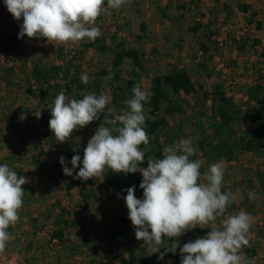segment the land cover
I'll list each match as a JSON object with an SVG mask.
<instances>
[{
  "label": "clouds",
  "instance_id": "clouds-1",
  "mask_svg": "<svg viewBox=\"0 0 264 264\" xmlns=\"http://www.w3.org/2000/svg\"><path fill=\"white\" fill-rule=\"evenodd\" d=\"M126 3L106 0L113 10ZM4 4L15 20H23L18 39L44 38L47 43L67 45L94 42L101 36L96 22L105 9V0H4ZM80 79L85 85L90 81L87 73ZM150 97V91L137 83L132 97L123 102L126 107L117 114L115 107H108L112 98L106 93L87 92L81 99L70 98L64 91L58 93L48 109L49 128L59 143L72 140L74 132L100 120L107 109L83 149L82 161L80 155H73L70 162L64 156L59 158L64 175L88 181L104 177L107 170L124 175L140 172L143 198L136 197L135 185L127 188L122 198L135 238L147 245L150 254L159 253L158 259L169 252L175 255L179 248L181 264H255L243 252L249 246L255 217L243 210L225 216L236 196L230 190L222 191L223 162L212 163L202 172L203 162L191 159L197 148L191 139L182 138L164 147L163 158L147 157V167H140L146 157L141 145L150 143L144 114ZM36 116L39 118L41 112ZM80 139L76 137L74 142L78 145ZM28 182L7 163L0 164V255L13 239L8 229L20 220L25 195L22 186ZM248 197L260 198L253 192ZM197 227L210 231L181 247L178 238Z\"/></svg>",
  "mask_w": 264,
  "mask_h": 264
},
{
  "label": "crops",
  "instance_id": "crops-1",
  "mask_svg": "<svg viewBox=\"0 0 264 264\" xmlns=\"http://www.w3.org/2000/svg\"><path fill=\"white\" fill-rule=\"evenodd\" d=\"M187 1L188 2L184 3L188 5L190 11L193 12L194 15L197 13V17H195L196 24L194 25H200V29L197 33V39H199V32L202 33V28L205 26L204 22H206L205 20L207 19L208 21L206 23L208 24H211L214 20H216L217 22L226 21L225 24H220L222 25V27L219 31L227 30L229 32H236L237 34H244L247 31L250 34L252 33L255 39L254 46H250L245 42L239 47L231 45L230 47H227L225 49L224 58L230 61V63L232 64L242 65L241 63H243V68L238 67L228 69L226 67L225 69L227 74L225 81L220 84L224 85L226 95L231 99L232 102H234L238 106L241 114V119L240 121H238L239 124L244 125L245 121L248 120L249 117L253 122L250 123L251 128L249 129V131L252 129H256L258 125L255 122V118L258 115L264 114V110L261 105L262 103H264V0H200V8L198 7L196 10L195 5L190 4H192L193 1L197 2V0ZM105 7H107V4L105 5ZM241 7H244L245 9H241ZM161 13L163 14L162 16L166 15V19L168 20L170 25L166 23L165 25H161L160 23H157L158 20L156 19V17L153 20L150 19L148 15V18L146 17L145 19L150 20L152 24H150L149 21L145 20L144 24L147 23L148 26L146 25L147 28L145 32L138 33V39L141 40L140 43H136L137 45L133 47H126L136 49L140 52L143 58V64L146 68H152L157 64L165 65L164 67H168V73L187 72L193 80L190 60H188L187 58L193 56L192 54L194 53L193 50L195 46H199L196 49L197 52L200 50L199 48L203 40H200L201 42L195 40V37L193 36V34L195 35V33L190 31V28L194 26L188 27L189 32H191L190 36L187 32H183L182 30L181 32L179 31L181 28L178 26L179 19L177 17L175 18L173 16H169V14H166L167 10L165 9H163V12ZM176 14L185 16V13L180 6L178 13L176 12ZM106 17L108 18V15L102 12L101 18L98 20H103V18ZM22 23V19L20 21H17L13 18V16L8 12L5 4L3 3V0H0V58L1 56H4L6 58L5 63H2L0 59V164L7 163L13 170L17 171L18 176L22 175L26 177V170H22L21 168L15 166H18V159L22 157L21 153L24 154V156H26L27 158H35V160L38 161L39 156L43 153V151H47L49 147L51 148V145L49 144V137H54V134L51 132L49 126L47 127L44 125V116L47 114L45 111H47L48 115L51 116L48 106L53 103L56 95L59 93L54 92V99H49L47 97L41 104L39 99L27 93V86H25L27 82L26 80H29L31 78L32 72L35 68H39L41 66L49 67L52 65H60L64 63V59L58 56V54H60V48H62L63 45H54L51 43H47L44 38L29 39L27 36H24L22 39H18L20 24ZM220 25L218 24V26ZM6 36H12L16 39H12V41H9L8 39H6ZM207 45L209 46V43ZM92 50L95 51V49H89L84 53L85 58L86 55ZM99 54L101 53L99 52ZM153 54H156V59H154ZM204 54L205 56H209V54L216 55V51L213 50V47L211 46V50L208 53L204 52ZM248 55L257 60L250 63V58H247ZM94 58V60L99 61L100 56ZM112 59L110 61V67L107 68V70H103L107 74L112 73ZM222 61L225 62L224 59ZM195 62L197 61L195 60ZM128 63H131L134 66L132 60L125 59L124 64L121 67L120 78L122 76L123 67ZM132 70L136 72V76H139L138 73L141 71L138 68L134 66L131 68V71ZM232 71H237L235 72L236 76L230 78L231 74L233 73ZM91 73H93V71ZM168 73H165L164 75ZM33 80L34 79H32V83ZM236 86H238V88H236ZM248 88L251 89V93L248 92ZM204 89L206 90V88ZM211 89L212 88L208 90L210 91ZM183 95L184 94H182V96ZM253 95L256 96V99L252 97ZM248 111H251V113H249ZM39 112H41V116L38 118L36 115ZM245 113H247L246 119L244 118V115H242ZM238 122L236 124H238ZM47 131L49 132V134L46 133ZM47 141L49 142L48 144ZM262 152L264 154V150ZM197 154L198 159L204 161L205 167H208L210 164L215 163L204 159L199 151H197ZM41 158L43 157H40V159ZM67 161H69V159ZM41 162L44 163V160L41 159ZM222 162L225 166V171H227V169L233 167L235 162L237 163L238 161ZM260 163L263 162L261 161ZM53 165L55 166L60 164L54 162ZM36 166L37 170L35 169L34 171L38 172V177H45L46 174L44 171L46 169L43 168L44 165ZM58 167L61 171L63 170V168L61 169L62 166ZM257 171L258 172H256L255 174L256 177L253 178V180L250 182V188H252L253 190H249L248 187H244L246 191L244 198L242 197L239 200L236 199L228 207L225 216L233 215L243 210L255 217V211H252L251 213L249 207L247 206V203H249V205L253 203L254 208L255 206L257 207V209L260 208V211L257 213L256 218L260 219V221L258 222L259 227H257L256 232L254 231V233H250L249 248L252 250L253 255L250 256L248 254V246L243 248V252L247 255L248 258L254 259L255 264H264V166H259V170ZM46 177H49V179L46 181L40 180L39 183H36V197L42 195L43 193V196L45 198L44 200H42L43 196H41L42 199L39 198V201L44 204L43 206H41L42 204L38 205L36 209L39 208V210H43L48 206L51 208H56L55 206L59 205L60 209L65 208L68 211L67 219L74 220L76 223L83 221L82 218L86 217L89 219H94L97 217L100 211L104 210V208H101V206H98L96 209L95 206H92V202L90 201H88V204L90 206L89 210H85V203L81 202L83 197L80 193V189L76 187L72 191L68 192L65 185L66 183L64 182H68V180H66L64 176H61V180L63 179V185L59 184L60 181H57L58 177H55L54 175H49ZM50 178H53L51 179L52 181L50 180ZM54 182H57L58 185L53 186ZM48 183L52 184V186H48ZM54 189L55 191H53ZM249 192H255L260 196V198L255 201L250 200L248 197ZM76 203L77 209L75 207ZM75 209L76 213L70 212V210L74 211ZM93 211H96V213H94ZM59 212H61V210L58 212H54L56 213V217L54 224L52 225L53 227L51 228L50 238L52 239L53 243H57V239L53 238V233L56 230L60 229L64 232L65 239L68 240V242L66 243L67 248H64L65 250H68L67 254H69V258L72 257L76 261L75 264H100L102 261L103 264H122L121 261L117 260V256H119L118 247L121 248L123 246V241L129 242L131 240H137L133 235L128 240H122V244L120 246H116L114 244L108 243L107 240L104 239L101 235L99 238H102V240H104L108 245L107 248L104 249V256L103 254H101V251L103 249H101V247L96 244L98 240L93 237L90 238L89 241H91L94 246H97L96 250L99 251L98 254H96L99 256L97 262L92 263L89 260L90 252H88L87 250V248H89L90 246L83 248V250L79 249L80 251H82L81 253H76V250H74L75 248L71 246L73 244L69 246L70 241L73 240V237L68 235V231L70 229L69 227H66L64 225H57ZM108 215L110 214L108 213ZM118 221H120L119 218L115 217L114 215L112 218V222L117 223ZM112 225L113 224L111 223L110 226ZM50 227L51 226H46L45 229H49ZM208 231H210V229H201L197 227L193 230L187 231L184 235L179 237L178 243L182 247L183 244L196 240L197 238L205 235ZM135 246V248L134 245L129 246V254L131 252L138 253L139 250L144 246V242L141 240L137 242ZM57 248L61 249V247ZM177 251H179V248H177ZM177 251L175 255H173L171 252L167 253V255L164 256V259H158L159 253L150 254L147 251V254L150 256L156 255L159 264H164L165 259L167 262L172 259L174 263L171 264H178L181 261V254L180 252L177 253ZM112 257H114L113 260H111ZM125 257L126 259H128L127 256ZM107 261H109V263H107Z\"/></svg>",
  "mask_w": 264,
  "mask_h": 264
},
{
  "label": "rangeland",
  "instance_id": "rangeland-1",
  "mask_svg": "<svg viewBox=\"0 0 264 264\" xmlns=\"http://www.w3.org/2000/svg\"><path fill=\"white\" fill-rule=\"evenodd\" d=\"M184 2H188V1L187 0H127V3L123 5L119 10H113L108 7H105V11L103 12L106 15H108V18L106 17L103 18V20H97L96 22V25L101 29L102 37L100 36V38H103L104 41L109 45H116L119 42H123L127 47L136 46L137 45L136 43H140L141 41L138 39V33L139 32L143 33L141 31V24L145 23V20L149 21V23L152 24L150 20L145 19L146 17L148 18V15L149 18L153 20L156 17V19L158 20L157 23H160L161 25H165V23L170 25L168 20L166 19V15L162 16L163 14L161 12H163V9L167 10L166 14H169V16H173L175 18L177 17L179 19L178 26L181 28L179 30L180 32L182 30L183 32H187L191 36L190 34L191 32H189L188 27L194 26L196 24L195 17H197V13L194 15L193 12L190 11L188 5H186V3ZM199 2L200 0H197V2L193 1V3L190 5H195V10H196L200 5ZM179 6L184 11L185 16L176 14V12L178 13ZM205 21L207 22L208 19ZM206 22H204L205 26L202 28V33L199 32L200 34L199 39H197L198 32L195 35L193 34V36L197 41L203 40L202 43L206 41L207 44L208 43L212 44L213 50L216 51V55L209 54V56L206 55L203 58L202 62H195L196 60L195 55L197 53L196 49L199 47V46H195L193 50L194 53L192 54L193 56H190L187 59L190 60V65L192 68L191 74L195 83L197 85L204 86V88L208 90L213 87V84L223 83L225 81L227 74L225 69L226 67L228 69L238 68V67L243 68L242 67L243 63H241L242 65L232 64L230 63V61L224 58L225 49L227 47H230L231 45L239 47L243 45L245 42L251 46V44H253L255 39L252 33L250 34L248 31L244 34L242 33L237 34L236 32H229L227 30L219 31L220 28L222 27V25L220 24H225L226 21L217 22L216 20H214L211 24H208ZM218 24L220 26H218ZM210 34H213L214 38L209 40L207 38L208 36H210ZM223 40H224V46L220 47L217 41H223ZM88 42H89L88 40H83L78 43H74V44L70 43L67 45H63L62 47L63 52L61 54H58V56L61 57L62 59H67L65 57H67L70 54L76 53L77 60L75 61V63L79 67L80 74L82 75L83 73H87L89 74V77H92L94 73H91L93 71L91 66L95 59L94 57L100 56L99 61H97V65L95 67V71L96 73H98L101 72L102 70H107V68L110 67V63H111L110 61L112 59V56L110 54L107 55L99 54V52H97L96 50L90 51L91 53L89 52L86 55V58L84 56V53L78 54L77 52L83 51L84 45L87 44ZM155 55L153 54L154 59H156L157 57ZM222 58L225 60V62L222 61L223 60ZM247 58H250L249 61L250 63L257 60L249 55ZM164 66L165 65L157 64L154 65L152 68L148 67L147 72H139L138 73L139 76H136L135 75L136 72L134 70L131 71V68L134 66L131 63H128L123 67L122 76L119 81L112 82L110 76H106L104 78L105 79L104 83L102 84L101 93L103 92L111 96L112 99L108 107H115L117 109V114H119L121 109L117 107L114 101L116 99V94H117V91L114 86L118 85L120 82L124 83L129 79H135L136 83H139L142 89H146L151 93L152 79L154 78V76L157 75L162 76L165 73H168V69H167L168 67L166 68ZM232 72L233 73L231 74L230 78L236 76L235 72L237 71H232ZM112 84H114V86H112ZM27 85L28 83L26 82L25 86ZM236 88H238V86H236ZM247 90L249 93H251L250 91L251 89L248 88ZM54 92L57 93V91H53L47 97L49 99L50 98L54 99L53 98ZM167 92L170 96H172V93L170 91ZM85 93L87 92L81 93L82 98H83V94ZM199 95L182 96L186 100L185 101L186 103H184V108L186 109V113L184 115L183 114H175L172 116L166 115L164 113V109L167 107V103L165 102L163 104V109L160 115L166 117L169 122V127L164 131L162 135L161 141L162 144H164L163 145L164 147L172 144L176 140L184 138V139H191L193 145L197 148V151H200L198 142L203 137V135L208 133L209 128H211L212 120H211L210 101H208V103L206 102L205 105H203L202 94L200 96ZM70 98H74V97H70ZM204 110H206V115L200 116L201 112H203ZM248 112L251 113V111ZM102 114H107V109L105 110V113ZM144 114L146 118H150L151 117L150 109L144 108ZM242 115H244V118L246 119L247 113ZM251 122H252L251 118L248 117V120L245 121L244 125L239 124V122L238 124L234 123L233 128L236 130L237 135L248 132L249 129L251 128V124H250ZM86 128H88V130L83 128L74 132L73 139L65 143H59L56 141L54 137H49L50 143L47 141V144L49 143L51 145V148L49 147L47 151H43V153L39 156L38 161L35 160V158L34 159H30V157L27 158L22 153H21L22 157L18 159V166L15 167L21 168L22 170H26L25 171L27 172L26 178L29 182L22 186V188L25 190V195L23 198L24 204L22 209L20 210V220L14 226H11L8 230L13 236L15 250L20 253L22 259L27 264H75L76 262L72 257L69 258V254H67L68 250H65V248H67L66 247L67 244L63 245L58 240L57 243H53L52 239L50 238L51 228L53 227L52 225L54 224L56 217V213L54 212L60 211L59 210L60 206L59 205L55 206L56 208L54 207L51 208L48 206L46 209L43 210L42 209L39 210V208L36 209L38 205L42 204L41 206H43L44 203H41L39 201L40 200L39 198L42 199L41 196H43V193L41 192L42 195H40L41 194L40 193L39 194L40 196L36 197L37 194H35V192L37 188L36 183H39L40 180L41 181L48 180L49 177L46 176L49 175L50 176L54 175L55 177H58L57 181H60L59 183L60 185H63V179L61 180V176L62 177L64 176L65 179L68 180V182L74 180L77 181V179H74V176H66L64 175L63 170L61 171L59 169L58 166L60 167L62 166L59 162V158L61 156H64L65 159L68 160V158L66 157V150L68 146H72L74 150L77 152V154L81 156V159H83V149L86 147L88 140L95 134V131L98 128L96 121L92 122ZM172 129L177 132L176 138L174 136ZM76 137L81 138L78 145L74 142ZM222 138L229 140L230 142L233 141L232 139L233 137L229 135V131H227L224 134V136H222ZM214 139L217 140L216 137ZM150 150L151 147H148L144 151L146 154H149ZM241 156H242L241 161L237 163L235 162L233 167L225 171L226 174L224 177V184L222 187L223 191L226 192L230 190L233 194H235L237 200H239L242 197L244 198L246 192L244 187H248L249 190L252 189L250 188L251 187L250 181H252L253 178L256 177L255 174L256 172H258L257 170H259V166L260 167L264 166L263 152L248 153L247 155H241ZM40 157H43L41 159L44 160V163L41 162ZM261 161L263 163H260ZM54 162L55 163L57 162L60 165L54 166L53 165ZM202 162L203 165L201 171L204 172L206 171L207 167H205L204 161ZM36 165H44L43 168L46 169L44 171L46 174L45 177H41V176L38 177V172L34 171L37 168ZM68 167H71L69 163H68ZM141 167L145 168L144 165H142ZM62 168L63 166L61 167V169ZM106 173L104 177H100L98 179L92 178V183L88 185L86 189V193L92 194V198H89L86 201L83 198L81 200V202L84 203L85 202L88 203V201H90L92 202V206H95L96 209L98 206L99 207L101 206V208H104V210L100 211L97 217L94 219L93 218L89 219L87 217L82 218L83 221L79 222L80 224L79 228L69 227L70 229L68 231V235L73 237V240L70 241L69 246L73 244L71 246L75 248L74 250H76V253H81L82 251H80L79 249L83 250V248L90 246L89 248H87V250L88 252H90L89 260L92 263L97 262L99 256L96 254H98L99 251L96 250L97 246H94L93 243H91V241L86 242L85 236L89 234L88 236L90 238L93 237L97 239L98 241L96 244L99 245L101 249H103L101 251V254L105 256L104 249H106L108 245L104 240H102V238H99L100 236L97 235L96 230H100V233H102L104 232L105 229L116 226L118 222L122 223L123 222L122 218H124L128 212L124 199L122 198L123 196L121 195L120 189L118 188L114 189L108 187L106 182ZM139 175L142 181V175L140 172ZM53 178H50V180ZM50 185L52 186V184L48 183V186ZM57 185H58L57 182L53 183V186H57ZM53 191H55V189ZM117 194H119L121 198H118ZM137 197L142 199L143 192H140L137 195ZM44 199L45 198L43 196L42 200ZM247 206L249 207L251 213L252 211H255L254 212L255 223L252 225L250 230V233L252 232L254 233V230L257 229V227H259L258 222L260 221V219H256V218H257V213L260 211V208L257 209L256 206L254 208L253 203L250 205L249 203H247ZM75 207L77 209V203L75 204ZM76 209L74 211L70 210V212L76 213ZM93 212L96 213V211ZM108 213L110 215H108ZM114 215L120 220L117 223L112 222V218ZM66 218H68L67 215ZM111 223L113 224L112 226H110ZM46 226H51V227L49 229H45ZM137 242L139 241L138 240L136 241L131 240L129 242L123 241V246L121 248L118 247L119 255H125L129 258V249H130L129 246L134 245L135 248L136 247L135 244H137ZM57 247H61V249ZM138 253H140V250ZM177 253H179V251H177ZM113 258L114 257H112L111 260H113ZM170 262L174 263L172 259H170ZM107 263H109V261H107ZM164 264H168L166 259L164 261Z\"/></svg>",
  "mask_w": 264,
  "mask_h": 264
},
{
  "label": "trees",
  "instance_id": "trees-1",
  "mask_svg": "<svg viewBox=\"0 0 264 264\" xmlns=\"http://www.w3.org/2000/svg\"><path fill=\"white\" fill-rule=\"evenodd\" d=\"M241 9L245 8L241 7ZM100 18L101 15L98 19ZM146 28V24L143 23L141 25V31L145 32ZM199 29L200 25L197 24V26L190 28V31L196 34ZM212 38L213 34H210L207 39L210 40ZM6 39L12 41V39L16 38L6 36ZM254 44L255 42H253V46ZM211 46L212 44H209L208 46L207 42H204L201 44L200 49L203 52L208 53L211 50ZM89 49H95L103 55L110 54L112 56L111 74H107L103 70L96 73V71L93 70L95 72H93V76L91 75L92 77H90L89 83L87 85L83 84L80 79L81 74L79 72V67L75 63L77 60V55L75 53L72 54L73 56L70 59H68L69 55L65 57L67 59H64L63 64L35 68L32 72L31 78L26 80L28 83L26 88L27 93L39 99L41 104L53 91H57L59 93L61 91H65L66 95L76 99H81V93L83 92H94L99 95L106 76H110L112 82L120 80L121 67L124 64L125 59L132 60L134 66L141 72H147V68L143 64V58L140 52L133 48H127L123 42H119L116 45H109L103 38L98 37L94 42L89 41L85 44L83 51L77 53H85ZM62 51L63 48H60V54ZM32 79H34L33 83ZM52 81H55L56 83L51 85ZM136 84L135 79H129L124 83L120 82L116 86L112 84L117 91L116 99L114 101L118 108L123 109L126 107L123 102L132 97V88ZM44 85H48L46 91H43ZM167 91H170L172 96H170ZM182 94L186 96H197L202 94L203 105L210 101L212 120L211 128H209L208 133L203 135L198 142L199 152L204 159L212 162H239L242 157L241 155L262 152L264 150V114L258 115L255 118V122L258 125L256 129L237 135L236 130L232 125L240 121V111L238 106L226 95L223 84H214L212 89L209 91L205 90L202 85L197 86L187 72H172L163 76H156L152 79L150 102L144 105V108L150 109L151 117L146 118L145 129L150 138V143L147 146L141 145L142 150H145L148 147H151V150L149 154H146L145 161L140 166L144 165L145 168L147 167V157L163 158L164 144H162L161 140L164 131L169 127V122L167 118L161 116L160 113L163 109V104L166 102L167 107L164 109V113L166 115H184L186 113V109L184 108L186 100L182 97ZM252 97L256 99V96L253 95ZM261 105L264 110V103ZM45 112L47 114L44 116V125L48 127L51 116L48 115L47 111ZM104 115L106 114H102L100 120L96 121L98 127L103 122ZM205 115L206 110L200 114V116ZM85 129L88 130V128ZM227 131H229V135L233 137L232 142L222 138ZM46 133L49 134L48 131ZM173 133L176 138L177 132L173 130ZM215 137L217 140L214 139ZM73 155L78 154L72 146H69L67 148V158L69 159V162L71 161ZM191 159H198V154L196 153V155L191 157ZM80 166H82V163ZM78 170L79 169L77 168L76 171ZM65 183L68 192L78 187L85 201L92 198V194L86 193V187L92 183V179H89L88 181L77 180ZM140 183L141 180L139 178V172L124 175L123 173H114L111 170H107L108 187L120 189L123 197L127 195L125 190L133 185L136 186L135 195L137 197V195L143 191L139 187ZM89 208V204L85 202L84 209L89 210ZM60 210L61 212L58 214L57 225H64L66 227L73 228L80 227V224L76 223L74 220H67L66 215H68V211L65 208H61ZM122 220V223L119 222L116 226L107 228L102 233H100V230H96L97 235H102V237L110 244L120 246L122 240H128L135 235L134 227L128 218V212ZM88 235L89 234L85 236L86 242H89L90 240ZM53 238L57 239L63 245L68 242L61 229L56 230L53 233ZM161 251H163V248ZM247 252L250 256L253 255L250 248ZM117 260L121 261L122 264H159L156 255L150 256L147 254V245L145 244L140 249V253L131 252L128 259H126L124 255H119L117 256ZM178 264H181V261Z\"/></svg>",
  "mask_w": 264,
  "mask_h": 264
},
{
  "label": "built area",
  "instance_id": "built-area-1",
  "mask_svg": "<svg viewBox=\"0 0 264 264\" xmlns=\"http://www.w3.org/2000/svg\"><path fill=\"white\" fill-rule=\"evenodd\" d=\"M219 46L223 47L224 46V40L223 41H218ZM253 45V44H251ZM73 55L70 54L68 56V59H70ZM205 57V54L202 50H199L196 54V61L197 62H202L203 58ZM1 62L5 63L6 62V58L4 56H1ZM97 65V61L94 60L92 63V70H95V67ZM56 82L52 81L51 85H54ZM48 88V85H44L43 87V91H46ZM9 231V230H8ZM254 231H257V229H255ZM249 248V246L247 247ZM0 264H27L21 257L20 253L18 251L15 250L14 248V241L13 239L11 240V242L9 243L6 251L4 254L0 255Z\"/></svg>",
  "mask_w": 264,
  "mask_h": 264
}]
</instances>
